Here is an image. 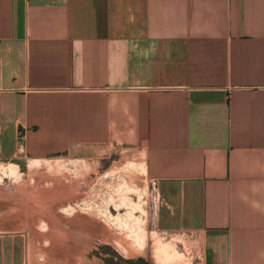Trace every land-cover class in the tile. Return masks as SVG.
Segmentation results:
<instances>
[{"label":"crops","instance_id":"crops-1","mask_svg":"<svg viewBox=\"0 0 264 264\" xmlns=\"http://www.w3.org/2000/svg\"><path fill=\"white\" fill-rule=\"evenodd\" d=\"M48 158L142 176L199 264H264V0H0V160Z\"/></svg>","mask_w":264,"mask_h":264},{"label":"rangeland","instance_id":"rangeland-1","mask_svg":"<svg viewBox=\"0 0 264 264\" xmlns=\"http://www.w3.org/2000/svg\"><path fill=\"white\" fill-rule=\"evenodd\" d=\"M111 167L113 160H0V236L24 237L22 264H199L187 249L192 236L155 230L147 180L131 171L118 178ZM109 175L114 183L96 200L92 186Z\"/></svg>","mask_w":264,"mask_h":264},{"label":"water","instance_id":"water-1","mask_svg":"<svg viewBox=\"0 0 264 264\" xmlns=\"http://www.w3.org/2000/svg\"><path fill=\"white\" fill-rule=\"evenodd\" d=\"M25 239L23 236H0V264H22Z\"/></svg>","mask_w":264,"mask_h":264},{"label":"bare ground","instance_id":"bare-ground-1","mask_svg":"<svg viewBox=\"0 0 264 264\" xmlns=\"http://www.w3.org/2000/svg\"><path fill=\"white\" fill-rule=\"evenodd\" d=\"M101 183H99V184H96V185H94V186H92L93 187V189H91L90 190V192L92 193V195H95V196H93L96 200H98V194H99V192H100V190L102 189V188H108V187H110L111 185H112V183H114V178L113 177H110V176H107V177H105V178H101L100 180H99ZM91 187V188H92ZM91 195V194H90ZM88 219L89 218H87L86 220H85V222H86V225L88 224V227H90L89 225H92L91 226V228H93L94 227V230H98L99 229V225H98V222L96 223V221L94 222V221H88ZM90 220V219H89ZM88 222V223H87ZM84 225V224H83ZM82 225V226H83ZM85 226V225H84ZM85 227H87V226H85ZM88 229V228H87ZM90 229V228H89ZM91 231V230H90ZM83 234V233H82ZM85 234H87V233H85ZM88 235V234H87ZM93 235V234H92Z\"/></svg>","mask_w":264,"mask_h":264},{"label":"built area","instance_id":"built-area-1","mask_svg":"<svg viewBox=\"0 0 264 264\" xmlns=\"http://www.w3.org/2000/svg\"><path fill=\"white\" fill-rule=\"evenodd\" d=\"M24 140V133L22 131L19 132V141L20 143H23Z\"/></svg>","mask_w":264,"mask_h":264}]
</instances>
